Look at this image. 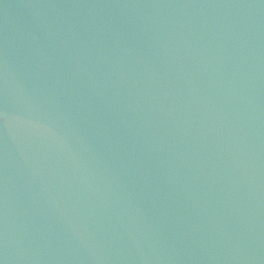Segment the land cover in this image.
Here are the masks:
<instances>
[{
	"label": "water",
	"instance_id": "water-1",
	"mask_svg": "<svg viewBox=\"0 0 264 264\" xmlns=\"http://www.w3.org/2000/svg\"><path fill=\"white\" fill-rule=\"evenodd\" d=\"M0 264H264V0H0Z\"/></svg>",
	"mask_w": 264,
	"mask_h": 264
}]
</instances>
